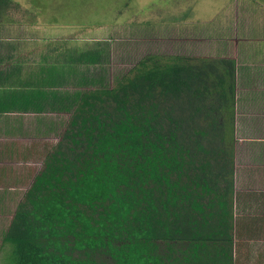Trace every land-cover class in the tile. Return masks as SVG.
Instances as JSON below:
<instances>
[{"label": "trees", "instance_id": "trees-1", "mask_svg": "<svg viewBox=\"0 0 264 264\" xmlns=\"http://www.w3.org/2000/svg\"><path fill=\"white\" fill-rule=\"evenodd\" d=\"M105 55H69L65 78ZM76 98L2 232L4 264H234L233 61L149 55Z\"/></svg>", "mask_w": 264, "mask_h": 264}, {"label": "rangeland", "instance_id": "rangeland-1", "mask_svg": "<svg viewBox=\"0 0 264 264\" xmlns=\"http://www.w3.org/2000/svg\"><path fill=\"white\" fill-rule=\"evenodd\" d=\"M252 2L264 0H12L7 19L25 22L30 26L28 37L32 36V41L41 36L45 37L43 42L56 41L70 56L72 51L106 50L99 64L77 66L75 74H68L74 80L65 78L58 90L40 91L50 106L49 114L39 118L48 119L47 124L62 130L76 97L89 89L112 86L116 78L127 74L144 57L213 53L218 38L233 39V25L247 20ZM53 92H59L57 98H53ZM29 131L44 133V128ZM43 136L34 135L32 144L33 150L34 144H39L35 152L45 155L58 139L53 134ZM42 161L43 155H34L31 169L14 167L12 171L21 183L19 189L11 187L14 177L8 170L2 178L8 184L0 186V198L6 197L5 209L0 211V264H4L8 253V246L2 245V232L9 226L29 180L42 168Z\"/></svg>", "mask_w": 264, "mask_h": 264}, {"label": "crops", "instance_id": "crops-1", "mask_svg": "<svg viewBox=\"0 0 264 264\" xmlns=\"http://www.w3.org/2000/svg\"><path fill=\"white\" fill-rule=\"evenodd\" d=\"M252 3L247 20L233 25V39L218 38L213 53L196 55L207 60L229 59L235 65L234 264H264V3ZM29 27L9 20L0 30V186L8 184L2 180L8 170L15 189L21 183L14 167L29 170L33 156L44 155L35 152L37 143L33 150V136L50 135L54 128L48 119L39 118L49 114V100L35 92L60 88L69 56L56 41L43 42V36L32 41ZM70 54L74 56L73 51ZM3 90L9 92L3 94ZM14 94L22 95L19 102L7 100L10 97L6 96ZM37 128H44V133L29 131ZM5 199L0 198V211L5 209Z\"/></svg>", "mask_w": 264, "mask_h": 264}]
</instances>
